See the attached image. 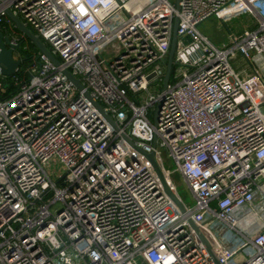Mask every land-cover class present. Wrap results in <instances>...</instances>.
I'll return each mask as SVG.
<instances>
[{
	"label": "built area",
	"instance_id": "1",
	"mask_svg": "<svg viewBox=\"0 0 264 264\" xmlns=\"http://www.w3.org/2000/svg\"><path fill=\"white\" fill-rule=\"evenodd\" d=\"M5 10L118 132L62 68L39 52L23 64ZM242 16L220 48L199 30ZM0 29L21 54L0 75L17 88L0 90V264H214L188 219L221 264H264V0H0ZM122 134L153 154L184 214Z\"/></svg>",
	"mask_w": 264,
	"mask_h": 264
},
{
	"label": "water",
	"instance_id": "2",
	"mask_svg": "<svg viewBox=\"0 0 264 264\" xmlns=\"http://www.w3.org/2000/svg\"><path fill=\"white\" fill-rule=\"evenodd\" d=\"M179 0H176V5H178ZM5 16L14 26V28L32 45L35 46L37 51L45 56L55 67L62 68L60 61L55 58L45 46V44L36 36L34 35L23 23L22 21L14 16L9 10L4 11ZM177 21H175L174 29H173V39L170 48L169 58L166 65V72L162 82V90L165 91L169 87L172 68H173V57H174V50H175V43L177 39ZM20 46L19 44H15L11 41V39L4 35L0 31V75L6 78H11L14 76L16 70L21 65V60H17L14 58V53L19 51ZM62 74L66 77V79L76 88L78 92H81L83 97L107 120V122L113 127L115 132H118L119 129L115 122L105 113L102 106L93 100L90 94L85 90L82 86L81 82L76 79L68 70L62 68ZM161 103H159L156 107V113L160 108ZM122 139L134 150H136L139 154H141L151 165L153 168L156 176L158 177L165 194L170 198V200L178 207L182 214L185 213V208L177 196L173 193V191L168 186L164 175L159 168L158 164L156 163L153 154H146L132 142V140L126 136L125 134L121 135ZM189 227L194 232L198 240L203 244L207 253L210 256V260L214 264H221L218 257L216 256L213 247L210 241L205 237V235L200 231V229L195 225L192 219L187 220Z\"/></svg>",
	"mask_w": 264,
	"mask_h": 264
},
{
	"label": "rangeland",
	"instance_id": "3",
	"mask_svg": "<svg viewBox=\"0 0 264 264\" xmlns=\"http://www.w3.org/2000/svg\"><path fill=\"white\" fill-rule=\"evenodd\" d=\"M250 24L249 19L246 17H240L236 20L231 21L228 23V25L223 24L222 22L218 21L216 18H210L207 21L203 22L199 26V30L202 34L206 35L210 41L216 46V47H223L227 45L228 42V32H236L240 33L243 27ZM26 43L21 44V54L22 49H24V46H26ZM21 54L19 51H16L14 53V58L19 60L21 58ZM154 112L155 108L151 109L149 112V117L151 120L154 119ZM170 162H168V165L170 166ZM48 173L53 181H57L60 179L64 171L60 167V164L54 160L50 166L47 168ZM173 182L176 186L178 195L182 198L184 203L186 205H191L192 202V196L190 192L188 191L187 187L185 186L184 182L182 181V178L178 175L173 176ZM49 196L48 198H50ZM48 198H46L48 200ZM58 208V206H54L53 209ZM52 209V210H53Z\"/></svg>",
	"mask_w": 264,
	"mask_h": 264
},
{
	"label": "trees",
	"instance_id": "4",
	"mask_svg": "<svg viewBox=\"0 0 264 264\" xmlns=\"http://www.w3.org/2000/svg\"><path fill=\"white\" fill-rule=\"evenodd\" d=\"M2 32H3V30L2 29H0ZM33 34H35L34 32H33V30H30ZM18 32V31H17ZM4 33V32H3ZM19 33V32H18ZM20 34V33H19ZM21 35V34H20ZM22 36V35H21ZM20 42L22 43V45H23V43H26L27 45L26 46H24V47H26V50L23 52L22 51V53H23V56L25 57V60H24V63L23 64H27V63H30L32 60H33V58H34V56L36 55V54H38V51H37V49L35 48V46L34 45H32L29 41H27L23 36H22V38L20 39ZM1 90V89H0ZM4 90V94H3V97L5 96V97H8V96H10L11 94H14L15 92H16V90H17V88L16 87H14L13 86V84H11V80L10 79H7L6 80V83L4 84V86H3V88H2V90H1V92ZM0 98H2V96H0Z\"/></svg>",
	"mask_w": 264,
	"mask_h": 264
},
{
	"label": "bare ground",
	"instance_id": "5",
	"mask_svg": "<svg viewBox=\"0 0 264 264\" xmlns=\"http://www.w3.org/2000/svg\"><path fill=\"white\" fill-rule=\"evenodd\" d=\"M139 1L143 2V1H145V0H139Z\"/></svg>",
	"mask_w": 264,
	"mask_h": 264
}]
</instances>
